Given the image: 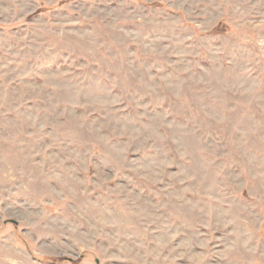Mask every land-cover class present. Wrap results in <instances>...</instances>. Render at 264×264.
I'll return each mask as SVG.
<instances>
[{"label":"rangeland","instance_id":"374dc122","mask_svg":"<svg viewBox=\"0 0 264 264\" xmlns=\"http://www.w3.org/2000/svg\"><path fill=\"white\" fill-rule=\"evenodd\" d=\"M0 264H264V0H0Z\"/></svg>","mask_w":264,"mask_h":264},{"label":"trees","instance_id":"16d2710c","mask_svg":"<svg viewBox=\"0 0 264 264\" xmlns=\"http://www.w3.org/2000/svg\"><path fill=\"white\" fill-rule=\"evenodd\" d=\"M41 260L48 261V262L59 263V262H62L64 260L71 261V258H60V259H56V258H52V257H45V258H42Z\"/></svg>","mask_w":264,"mask_h":264},{"label":"water","instance_id":"95a60500","mask_svg":"<svg viewBox=\"0 0 264 264\" xmlns=\"http://www.w3.org/2000/svg\"><path fill=\"white\" fill-rule=\"evenodd\" d=\"M11 222H13V223H17V221H15V220H11ZM97 262H98V259H97Z\"/></svg>","mask_w":264,"mask_h":264}]
</instances>
